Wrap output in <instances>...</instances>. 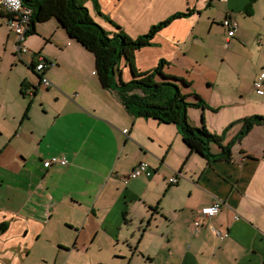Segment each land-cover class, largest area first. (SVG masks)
I'll list each match as a JSON object with an SVG mask.
<instances>
[{
	"label": "crops",
	"instance_id": "obj_1",
	"mask_svg": "<svg viewBox=\"0 0 264 264\" xmlns=\"http://www.w3.org/2000/svg\"><path fill=\"white\" fill-rule=\"evenodd\" d=\"M250 1L95 0L98 10L94 0L77 3L110 34L116 25L124 32H146L189 12L161 29V40L158 35L153 42L175 50L157 55L156 62L166 59L163 72L190 82L191 92L186 88L183 93L202 99L203 92L198 87L193 92L195 82L188 77L200 63L187 57L186 41L204 42L202 27L208 24L209 33L215 22L226 32V17L237 27L225 44L244 39L238 28L243 21L237 23L233 14L253 18L260 0L248 16L244 8ZM220 6V22L204 17ZM6 21L0 12V224L6 225L0 232V264H24L46 250L77 254L80 264H264L262 126L235 142L229 161L203 158L190 152L174 124L134 117L113 90L102 88L93 55L54 18L27 33L21 58ZM36 54L49 64L42 74L50 88L39 84L32 69ZM178 61L185 66L179 69ZM218 108L207 115L210 109L191 108L198 113L186 115L199 127L203 114L207 130L222 136L226 145L247 114L230 107L228 118H215ZM211 151L220 149L212 145ZM53 156L69 164L44 168L43 161ZM140 162L147 170L125 183ZM173 175H179L178 181L170 185ZM214 199L222 202L218 214L199 218L196 211Z\"/></svg>",
	"mask_w": 264,
	"mask_h": 264
},
{
	"label": "trees",
	"instance_id": "obj_2",
	"mask_svg": "<svg viewBox=\"0 0 264 264\" xmlns=\"http://www.w3.org/2000/svg\"><path fill=\"white\" fill-rule=\"evenodd\" d=\"M21 1L23 6L32 10L29 34H34L37 23L54 18L70 39L79 43L93 55L95 74L102 88L113 90L126 110L134 117L151 119L160 124H174L179 129L182 141L190 152L197 153L206 159L229 161L231 148L235 142L243 138L256 125L264 128V117L262 116L240 119L239 133L228 144L222 145V136L212 134L206 129L203 116L199 127L189 123L186 115L187 109H210L199 95L183 93L184 89L191 86L190 82L165 74L163 67L167 63L164 60H161L149 72L136 70L134 66L136 51L150 46L154 35L159 30L177 18L186 17L189 12L174 14L150 27L147 34L131 39L117 25L114 33L107 32L92 19L87 8L75 0ZM255 1L251 0L244 8V14L252 15ZM94 5L98 10L96 2ZM121 60L130 72L131 79L128 82L122 81L121 73H115V68ZM212 145L220 149L219 153H212ZM5 228L6 225L1 223L0 232Z\"/></svg>",
	"mask_w": 264,
	"mask_h": 264
},
{
	"label": "rangeland",
	"instance_id": "obj_3",
	"mask_svg": "<svg viewBox=\"0 0 264 264\" xmlns=\"http://www.w3.org/2000/svg\"><path fill=\"white\" fill-rule=\"evenodd\" d=\"M75 1L80 2V0ZM256 7L253 18H247L242 12L233 14L237 23L243 21L238 28L240 35L244 33V39H241L240 36V40L233 38L229 44H225L227 34L215 22L209 33L207 31L208 24L202 27V33L205 36L204 42L186 41L184 46L183 39L180 40L179 45L181 48L184 46V50L187 52L186 55L191 62L198 60L200 63L198 69L194 68L193 71L188 73V77L195 82L192 91L195 92L194 90L198 87L205 97L202 100L210 107V110L205 111V115L210 111L212 113L213 107H219V110L214 112V117L218 118L222 115V118H228L227 115L231 114L230 107H233L232 111L241 108L239 112L247 114L240 117L241 119L250 116L264 117V96H259L253 86L255 77L261 72L264 73V0L258 1ZM222 13L223 8L220 6L209 15L205 13L204 17L214 18L220 22L223 19ZM148 31L149 29L146 32L129 29L125 33L131 39H136L147 34ZM159 31L154 37L159 35L158 39L161 40L163 35ZM163 51H166L168 55L175 53L171 46L167 49L161 48L154 45L152 40L150 46L135 54L134 66L136 70L139 72L153 70L161 60H166L159 59L156 62L157 55ZM35 62H37V58H35ZM178 64L179 69L185 66L180 61H178ZM124 68L121 60L115 68V73H121L122 81L128 82L131 79L130 72L129 69L124 71ZM4 70H6L5 67ZM165 71H168V69L165 68ZM207 84L210 85L209 88ZM189 91L191 92V88H189ZM187 110L190 114L198 113L191 108ZM202 115L199 114L198 122H200ZM207 126L209 127L210 123H207ZM46 253L45 255H31L25 260L24 264H80V261L78 262L79 255L77 254L64 253L56 255L55 253H49L47 250Z\"/></svg>",
	"mask_w": 264,
	"mask_h": 264
},
{
	"label": "built area",
	"instance_id": "obj_4",
	"mask_svg": "<svg viewBox=\"0 0 264 264\" xmlns=\"http://www.w3.org/2000/svg\"><path fill=\"white\" fill-rule=\"evenodd\" d=\"M0 12L4 13L7 17L8 28L16 35V53L21 58V55L27 52V48L24 46L26 35L30 29V18L32 10L29 7L23 6L21 0H0ZM222 27L226 30L228 37H233L235 29L237 27L236 22L230 17H226L222 21ZM37 62L34 66V71L41 77L40 84L45 87H51L49 80L42 76V71L48 67V63L45 61L42 55H36ZM254 88L258 95L264 94V73L261 72L254 80ZM69 161L65 157L53 156L48 160L43 161L44 168H51L52 166H67ZM147 164L140 162L134 169L125 177V183L128 180L136 179L140 177L147 170ZM179 175H173L167 181L170 185H174L178 181ZM221 200L214 199L209 205L201 207L196 211L199 218L212 219L215 217L221 207ZM198 221V220H197ZM227 234L221 236L224 239Z\"/></svg>",
	"mask_w": 264,
	"mask_h": 264
},
{
	"label": "clouds",
	"instance_id": "obj_5",
	"mask_svg": "<svg viewBox=\"0 0 264 264\" xmlns=\"http://www.w3.org/2000/svg\"><path fill=\"white\" fill-rule=\"evenodd\" d=\"M29 31H30V29H29ZM29 31H28V33H29ZM37 55V54H36ZM36 55H35V57H36ZM39 55V54H38ZM46 61V60H45ZM35 64H36V62L34 63V65L32 66V69H33V71H34V66H35ZM49 65V64H48ZM35 72V71H34ZM36 73V72H35ZM37 74V73H36ZM260 74V73H259ZM38 75V74H37ZM39 76V75H38ZM42 76H43V74H42ZM40 77V76H39ZM44 77V76H43ZM45 78V77H44ZM40 79H41V77H40ZM255 79H256V77H255ZM48 80V79H47ZM51 83V82H50ZM39 84H40V82H39ZM41 85V84H40ZM50 88V87H49Z\"/></svg>",
	"mask_w": 264,
	"mask_h": 264
}]
</instances>
